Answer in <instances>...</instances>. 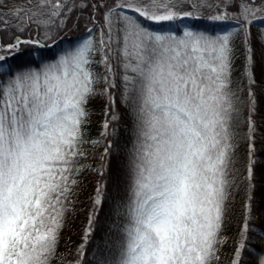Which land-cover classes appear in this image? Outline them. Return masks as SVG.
<instances>
[{
  "label": "snow or ice",
  "instance_id": "1",
  "mask_svg": "<svg viewBox=\"0 0 264 264\" xmlns=\"http://www.w3.org/2000/svg\"><path fill=\"white\" fill-rule=\"evenodd\" d=\"M231 3L224 0V10L207 18L235 20L248 44L249 25L264 19L257 16L264 8L242 0L239 12L230 14ZM184 6L192 11H179ZM103 7L107 12L98 37L93 38L89 29L88 38L63 49L55 61L23 70L6 62L20 53L21 45L47 47L48 40L55 45L72 8L67 0H38L35 7L0 12V32L23 33L33 24L44 29V42L17 36L0 44V53H8L0 55V264H52L73 189L88 167L81 163L88 143V102L98 95L106 98L101 135L107 137L112 122L119 119L113 89L129 108L134 139L124 197L116 204L117 215L123 217L118 241L97 245L91 264H213L219 258L233 189L238 187L235 128L241 103L248 109L245 179L252 200L254 52L251 47L246 50L248 96L242 101L231 81L236 32L211 34L186 27L176 35L141 23V18L154 23L196 18L199 8L211 7L209 0H119ZM125 8L133 15L123 12ZM113 59L122 69L119 84ZM94 65H103V74L95 72ZM101 82L103 87L97 88ZM111 147L109 141L98 169H92L101 177L107 172ZM105 198V185L98 181L88 226L69 264H86ZM250 224L246 212L232 264H240ZM259 264H264V257Z\"/></svg>",
  "mask_w": 264,
  "mask_h": 264
},
{
  "label": "trees",
  "instance_id": "2",
  "mask_svg": "<svg viewBox=\"0 0 264 264\" xmlns=\"http://www.w3.org/2000/svg\"><path fill=\"white\" fill-rule=\"evenodd\" d=\"M37 2L38 0H31V3L28 0H0V12L7 13L8 9L17 6L35 7ZM118 2L119 0H67V6L72 8V11L68 13L69 19L66 21V26L59 32L60 39L57 43L54 45L51 40H48L46 41L47 47H39L33 44L21 45L20 53L6 63L16 70L38 67L44 62L56 59L63 49H68L70 46H74L83 39L88 38L89 29L92 30L91 36L93 38L98 37L104 26V15L107 12V8L103 5L107 4L112 7L114 3ZM241 2L242 0H232L227 12L230 14L239 12ZM245 2H249V0H245ZM251 2L253 7L258 10L264 8V0H251ZM73 4L76 7L73 8ZM82 4L86 7H81ZM209 4L211 7L199 8L194 12L196 18H181L173 22L163 23H154L141 18V23L152 31H170L176 35H182L186 27L211 34H223L228 31L236 32L237 34L234 35L232 40L234 57L231 66V81L233 90H239L238 94L242 101H246L248 96L246 50L251 47L254 52L252 72L255 84L252 85V92L255 96V112L252 119L255 122V133L253 139L254 154L252 156L254 161L252 200H248L249 188L248 181L245 179L249 159L248 125L245 123L248 109L246 104L241 103V115L235 128L237 133L235 168L238 170L236 173L238 187L233 189L229 211L221 233L223 243L218 246L217 255L219 258L213 260V264H232L235 249L242 240L240 230L246 212L250 214L251 224L244 240V247L240 249V264H259L260 258L264 257V40L261 39V35L264 34V19H255L249 25V43L246 44L244 33L238 30L235 20L214 22L207 18L224 10V0H209ZM217 4H219V8L216 7ZM122 11L127 15H133L127 8L122 9ZM179 11H192V8L184 6ZM117 15H119V11H117ZM257 16L264 17V11H257ZM4 18L10 19L7 15ZM0 28H4L2 22H0ZM41 31V28H37L35 24L23 33L15 29L2 31L0 32V44H7L15 40L17 36H20L22 40L39 39L44 42L40 36ZM256 36H259L260 40ZM0 55H8V53H0ZM112 64L114 71L117 73V83L119 84V75L122 73V69L115 59H113ZM93 70L103 74L104 68L103 65H94ZM101 87H103L102 82L97 85V88ZM112 92L116 101L114 111L119 119L112 122L107 137L101 135L104 132L106 98L98 95L88 102L89 118L84 129L88 143L83 147L86 159L81 161L82 164L88 167L79 174L78 181L87 177L88 171L98 169L101 154L111 141L112 147L107 159V172L101 177L98 171H94L95 186L89 195L76 198V187L73 189L64 227L60 233L57 254L52 260V264H69L76 247L82 243V236L88 226L89 215L92 213L91 198L95 194L98 181L105 185L106 198L96 216L93 226L94 231L85 258L86 264H91L93 261L97 245L103 247L105 244L113 245L118 241V228L123 223V217L117 215L116 204L124 197L127 156L134 139V123L129 114V108L121 102L119 90L113 89ZM108 118L111 119V116ZM94 141H101V143L94 144ZM118 172H121L119 178L116 177ZM245 204H250V208L246 210Z\"/></svg>",
  "mask_w": 264,
  "mask_h": 264
},
{
  "label": "rangeland",
  "instance_id": "3",
  "mask_svg": "<svg viewBox=\"0 0 264 264\" xmlns=\"http://www.w3.org/2000/svg\"><path fill=\"white\" fill-rule=\"evenodd\" d=\"M41 30L42 31L40 33V36L43 38L44 29L41 27ZM257 39L260 40V37L258 36ZM53 61H55V59H52V61H48V62H53ZM48 62H44V63H48ZM120 174H121V172H118L116 177L119 178ZM86 176L87 177L81 178L78 181V184H77L76 190H75V197L76 198L83 197L85 195H89L95 186V178L93 177V176H95L94 171H88Z\"/></svg>",
  "mask_w": 264,
  "mask_h": 264
}]
</instances>
